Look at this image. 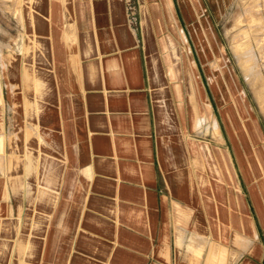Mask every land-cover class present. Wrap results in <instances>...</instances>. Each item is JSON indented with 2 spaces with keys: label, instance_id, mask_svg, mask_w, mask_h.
Returning <instances> with one entry per match:
<instances>
[{
  "label": "crops",
  "instance_id": "obj_1",
  "mask_svg": "<svg viewBox=\"0 0 264 264\" xmlns=\"http://www.w3.org/2000/svg\"><path fill=\"white\" fill-rule=\"evenodd\" d=\"M8 3L21 9L17 20L24 28L16 40L23 43V53L10 73L19 81L11 78L8 88L12 111L22 108V116L14 115L20 124L9 131L8 146L5 129H0V264H9L1 257L16 250L19 264H32L39 251L49 254L50 264H108L112 255L130 264H202L197 244L210 247L207 264H234L239 249L216 242L210 246L212 238L196 223L189 227L194 207L170 202L171 182L157 165L152 66L129 23L126 0ZM161 4L164 10V0ZM160 16L156 23L162 34ZM143 23L150 24L145 6ZM26 41L31 44L27 55ZM177 100L180 114L197 132L189 102L181 113ZM242 100L245 105L246 98ZM261 113L264 119V110ZM247 127L257 128L251 133L257 145L262 136L253 114ZM184 143L181 158L193 184L190 195H201L214 232L225 238V229L217 223L214 228L210 219L217 207L212 200L220 199L226 185L214 183L213 172L219 171L224 182H237L228 157L223 153L218 160L209 144L194 138ZM257 156L264 168V146L257 147ZM219 161L222 165H214ZM223 173L230 179L224 180ZM176 177L183 181L182 172ZM237 197L244 207V195L238 192ZM219 211L223 217L225 212ZM172 231L176 245L185 249L175 263L169 245ZM234 238L244 250L251 244L238 233Z\"/></svg>",
  "mask_w": 264,
  "mask_h": 264
},
{
  "label": "rangeland",
  "instance_id": "obj_2",
  "mask_svg": "<svg viewBox=\"0 0 264 264\" xmlns=\"http://www.w3.org/2000/svg\"><path fill=\"white\" fill-rule=\"evenodd\" d=\"M165 2L166 0L163 10L161 0H132L136 17L132 26L139 34L142 45L146 48L149 65L152 66L150 92L156 123L157 165L159 172H164L171 182V189L166 190L168 197L170 202L174 199L183 205L194 207L189 227L193 228L196 223L212 238L210 246L216 242L230 250L239 249L241 255L234 264H264V168L257 156V147L264 146V119L261 113L264 105H260V94L264 91V0ZM144 6L148 11L149 26L143 23ZM156 7H159L158 11ZM171 11L174 13H170ZM158 13L161 14L159 18L162 34L158 32L156 23ZM21 17V9L16 3L10 5L8 0H0V82L4 98L0 129H5L7 146L11 137L9 131L20 124L14 120V115L17 119L18 115L20 118L22 116V108H17L15 114L12 111L8 90L11 78L13 82L19 81L18 77H11L10 73L18 63L19 53H23V43L16 41L24 34V28L17 20ZM26 45L25 55L31 51V44L26 41ZM172 62L177 64L173 65ZM17 69L16 66V74ZM24 71L28 79L30 71L27 68ZM173 83L176 97L181 99V113L186 112L183 109L187 101L189 108H193L189 110L190 114H195L197 132L192 128L189 118L186 115L183 117L179 112L178 100L172 90ZM20 94L17 93V98ZM242 98L247 100L245 105ZM250 111L258 120L259 134L262 136L257 145L251 139V133L256 132L257 128L247 127L252 115ZM193 138L209 144L217 159L223 153L226 154L237 179L236 183L224 182L219 171L213 172L212 176L214 183H226L224 193L219 195L220 199L214 197L212 200L217 207H213L214 216L210 219L214 228L217 223L220 228L225 229V238L214 232L202 206L201 195L197 191L195 197L190 195L193 184L189 183L186 175L181 145ZM6 151L5 175L8 174L5 165L10 157L8 147ZM215 163L214 165H222L220 161ZM177 172L183 173V181L177 179ZM221 176L224 180L230 179L225 173ZM196 188L195 183L194 192ZM238 192L244 195V207L237 201ZM219 209L225 212L223 217L218 215ZM169 230H173V227L170 226ZM235 233L251 240L245 250L235 243ZM169 240L171 262L175 263L177 259H182V250L185 249H179L176 245L173 231ZM37 242L41 250V239L38 238ZM196 248L204 255L202 264H207L205 256L210 247L204 249L201 244H197ZM254 250L257 251L256 254ZM131 251L140 255V251L136 249ZM17 254L16 250L8 258H1L9 264H19ZM45 255L39 251L32 259V264H50L49 254L48 258ZM150 258L154 259V255H150ZM182 261L188 264L185 260ZM108 264L130 263L125 257L113 258L112 255Z\"/></svg>",
  "mask_w": 264,
  "mask_h": 264
},
{
  "label": "built area",
  "instance_id": "obj_3",
  "mask_svg": "<svg viewBox=\"0 0 264 264\" xmlns=\"http://www.w3.org/2000/svg\"><path fill=\"white\" fill-rule=\"evenodd\" d=\"M126 7H127V12H128V20H129V23L132 25V24H135V11H134V8L135 6L132 4V0H126Z\"/></svg>",
  "mask_w": 264,
  "mask_h": 264
},
{
  "label": "bare ground",
  "instance_id": "obj_4",
  "mask_svg": "<svg viewBox=\"0 0 264 264\" xmlns=\"http://www.w3.org/2000/svg\"><path fill=\"white\" fill-rule=\"evenodd\" d=\"M164 1H165V0H164ZM170 1H171V0H170ZM166 2L169 3V0H168V1L166 0ZM166 2H165V3H166ZM168 3H167V4H168ZM170 3H171V2H170ZM167 4H166V5H167ZM166 5H165V6H166ZM167 6H168V5H167ZM169 6H171V5H169ZM168 8H170V7H168ZM172 10H173V9H172ZM168 12H169V9H168ZM172 12L174 13V11H171L170 13H172ZM170 13H169V14H170ZM173 16H174V15H173ZM173 56H174V55H173ZM173 56H172V58H173ZM174 57H175V56H174ZM169 59H170V58H169ZM175 60H176V59H175ZM175 60H174V62H175ZM172 64H173V62H172ZM172 64H171V65H172ZM176 64H177V63H176ZM176 64L174 63L173 65H176ZM193 64H194V62H192V65H193ZM216 65H217V64H216ZM185 66L187 67L188 65H185ZM185 66H184V67H185ZM174 67H175V66H174ZM216 68H217V67H216ZM173 69H174V68H173ZM175 69H176V68H175ZM190 69H191V68H190ZM191 72H192V71H191ZM191 72H189L188 74H190ZM176 75H177V72H176ZM190 75H191V74H190ZM192 76H193V75H192ZM187 79H188V78H187ZM189 79H191V77H190ZM192 79H193V77H192ZM193 81H194V80H193ZM193 81H190V83L193 82ZM194 83H195V82H194ZM195 100H196V99H195ZM195 102H196V101H195ZM191 108H192V107H191ZM191 108H189V109H191ZM194 108H196V107H194ZM192 109H193V108H192ZM192 109H191V110H192ZM191 110H190V111H191ZM193 111H194V110H193ZM191 113H192V115H193V112H191ZM196 113L198 114V112H196ZM194 115H195V114H194ZM194 115H193V116H194ZM193 116H192V117H193ZM197 117H198V115H197Z\"/></svg>",
  "mask_w": 264,
  "mask_h": 264
}]
</instances>
